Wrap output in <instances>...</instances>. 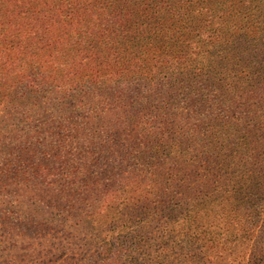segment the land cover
<instances>
[{
    "label": "rangeland",
    "instance_id": "rangeland-1",
    "mask_svg": "<svg viewBox=\"0 0 264 264\" xmlns=\"http://www.w3.org/2000/svg\"><path fill=\"white\" fill-rule=\"evenodd\" d=\"M9 101L0 102V264L166 262L182 253L183 225L210 226L213 242L235 234L227 261L264 251V217L251 215L264 202L245 200L264 198V86L111 133L68 108ZM132 164L139 170L121 182Z\"/></svg>",
    "mask_w": 264,
    "mask_h": 264
},
{
    "label": "trees",
    "instance_id": "trees-1",
    "mask_svg": "<svg viewBox=\"0 0 264 264\" xmlns=\"http://www.w3.org/2000/svg\"><path fill=\"white\" fill-rule=\"evenodd\" d=\"M262 86L264 0H0L1 103L48 102L111 133L173 121L177 110ZM137 165H128L121 182L137 173ZM243 196L235 195L234 204ZM245 200L255 208L264 202L255 195ZM251 215L260 220L264 210ZM183 226V254L168 253L166 262L264 264V251L226 260L235 252L236 246L226 250L235 245V234H219L213 242L210 226L200 232Z\"/></svg>",
    "mask_w": 264,
    "mask_h": 264
}]
</instances>
